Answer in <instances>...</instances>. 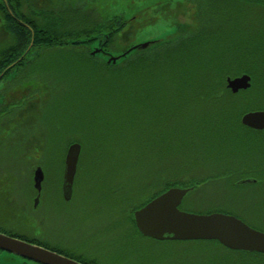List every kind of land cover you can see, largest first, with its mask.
<instances>
[{
  "label": "rangeland",
  "instance_id": "1",
  "mask_svg": "<svg viewBox=\"0 0 264 264\" xmlns=\"http://www.w3.org/2000/svg\"><path fill=\"white\" fill-rule=\"evenodd\" d=\"M89 3L75 6V13H70L68 18L61 15L58 27L64 29L76 25L77 28L79 23L87 22L90 16L86 15L92 11ZM94 3V11L101 19L122 13L126 20L125 29L117 33L110 44L109 51L113 57L148 41L180 38L189 31L187 25L191 27L189 34L197 31L196 17L201 11L204 23L208 24L206 31L214 44L211 45L214 52L211 51L226 58L222 64L236 66V71L229 77L241 76L242 72L237 73L238 64H241L256 70L258 80L247 74L251 83L262 84L264 81V4L261 2L221 4L217 0H200L198 5L193 0H95ZM67 19L74 22L66 23ZM90 19L96 18L91 15ZM52 24L49 22L47 26ZM177 26L186 29L179 30ZM71 29L66 28L68 33ZM107 30L105 27L101 31L105 33ZM89 32L97 34L100 31L94 27L85 31ZM83 33L75 36L82 40L86 37H80ZM68 35L72 40L74 35ZM14 46L13 35L1 26L0 54L7 55L4 50ZM99 47L100 44L94 43L89 49H80L82 53L67 49L84 54L104 67H121L120 60L116 65H107L110 57L98 54ZM46 51L47 54L41 55V61L28 69L25 80L14 83L9 79L5 83L4 98L2 101L0 98V233L47 243L46 248L57 250L65 257L85 261L97 257L101 262L98 264H230L232 259L246 261L248 255L227 254L216 241L164 243L141 237L135 232L129 220V207L147 201L157 190L146 189V186L158 183H137L138 173L143 171L126 161L127 154L126 158L122 155L118 158L113 139L119 140V135L126 133L129 139L130 123H134L132 128L147 131L149 127L140 124L147 117H152V109L145 112L141 108L138 116L134 106L140 107L141 97L128 101L123 90L105 85L102 81L107 76L105 68L90 73L78 65L81 56L70 53L66 57L65 54L52 53L50 49ZM135 54L139 53L132 51L122 61ZM63 58L70 61L67 67L57 64ZM85 77H89L91 82H86ZM218 82L221 80L216 77ZM130 114L131 118L128 117ZM167 128L170 133L171 121ZM74 143L81 146L79 173L75 177L72 197L67 201L60 190L62 168L66 150ZM184 145L187 149L179 150V155H174L172 147L166 148L170 149L172 166L181 167L183 171L180 183H170L173 187L185 188L192 180L185 176L187 173L200 177L209 173L210 176L221 175L222 168L227 165L231 166L233 173L231 176L223 174L221 181L210 180L200 183L201 186L196 184L198 189L187 194L180 204L182 212L197 215L240 213L238 210L244 207L249 196L264 194L262 189L232 188L234 183L228 181L233 182L236 178L235 183H264V146H255L256 149L246 146L243 149H222L216 146L214 149L198 147L202 144L197 142L196 147L190 149ZM42 146L45 152L38 168L42 170V183L46 185L47 195L33 216L26 217L18 214L13 201L23 200L25 203L26 200L31 208L33 194L27 192L34 183V172L39 165L37 153ZM161 150L163 148H155L154 152ZM202 163L211 168L200 167ZM250 262L264 264L260 258ZM0 264L36 263L23 262L13 255L0 253Z\"/></svg>",
  "mask_w": 264,
  "mask_h": 264
},
{
  "label": "trees",
  "instance_id": "2",
  "mask_svg": "<svg viewBox=\"0 0 264 264\" xmlns=\"http://www.w3.org/2000/svg\"><path fill=\"white\" fill-rule=\"evenodd\" d=\"M193 1L200 5V0ZM217 1L221 4L224 2H232V4L234 2L248 3L249 1L261 2V5L264 4V0ZM196 19L195 30L197 31L189 34L191 27L187 25L189 31L184 33L182 37L165 42L158 46L159 48L135 54L126 61L119 59L122 62L120 68L104 67L99 65L98 62H94L93 59L86 58L84 54H76L73 50H68L67 48L72 46L70 44L52 42L53 37H60L65 34L64 32L66 31L63 28L54 27V29H50L46 27V33H43L48 41L46 44L47 50L50 49L51 52L65 54L66 57L70 53L81 56L82 58L78 62L81 68L86 69L90 73L95 72L98 68H105L106 73L104 74H107V76L102 81L106 83L105 85H114L118 89L123 90L128 101L130 99L134 100V97L135 100H137V97H141L142 100L138 103L140 107L134 106L138 116L141 108L145 112L152 109V117H147L140 124L141 126L149 127L147 131L132 128L134 123H130L131 126L128 127V130H130L129 139H127V133L126 135H119V140L113 139L115 141L113 147L118 158L120 159L122 156L126 158L127 154L126 161L133 166L141 168L143 171V173H138L137 183H158L157 185L146 186V189L157 190L147 201L140 205L133 204L129 207L130 223L139 236L141 235L134 223V211L142 208L152 199L173 187L170 183H180L183 177L182 168L172 166L170 152H168L170 149L166 148L172 147L175 152L174 155H179L180 152L178 151L186 148L184 143L190 149H194L197 142L202 144L198 147L205 148L207 146L214 149L216 146L222 149L226 147L243 149L245 146L256 149L255 146H264V131H252L243 127L240 123L245 113L264 111V81L262 84L251 83L250 89L232 95L226 89L225 81L232 72L236 71V66L233 64L229 66L230 63L222 64L223 61H226V58L213 53L211 45L214 44L212 38L208 35V31H206L208 24L204 23L201 11L197 14ZM177 29L186 28L177 26ZM110 30L111 34L115 35L120 30V26L112 25ZM78 45L83 44L79 43ZM86 46L89 47L91 45L88 42ZM24 47L25 44L22 41L20 43L15 42L14 48L4 50V52H8L7 55L4 56L5 53L0 54V73L12 63L18 61L20 54L25 49ZM58 61L57 64L63 67H67L70 62L67 58L59 59ZM18 66L21 67L20 64ZM243 69L244 71H242ZM238 70L237 73L249 74L253 79L258 80L254 68L238 64ZM216 77L220 78V83H216ZM85 78L87 79L86 82H91L89 77ZM135 110H133V113ZM128 117L131 118L132 114L128 115ZM170 121L172 128L169 133L167 123ZM236 128L240 131H237ZM155 148H163V150L154 152ZM167 152L169 156L166 154ZM172 156L173 154L171 153V160ZM203 163L200 167L204 168L207 166V168H211L210 165ZM222 169L223 174L226 176H231L233 173L230 165ZM124 170L125 168L123 167L122 171ZM212 173L215 174L216 172ZM223 174L210 176L211 173H209L205 177H200L194 173L191 175L187 173L185 176L191 177L190 179L192 180L188 182L185 188L193 187V191H196L198 189L195 186L196 184L207 183L210 180L221 181ZM235 180L233 182L231 180L228 181L229 183H235ZM161 183L165 184L161 185ZM220 247L227 254L248 255L245 258L246 261L249 260L248 262H237L232 259L230 264H259L258 262L250 261L257 258L264 260V255L262 254L231 251L221 245Z\"/></svg>",
  "mask_w": 264,
  "mask_h": 264
},
{
  "label": "water",
  "instance_id": "3",
  "mask_svg": "<svg viewBox=\"0 0 264 264\" xmlns=\"http://www.w3.org/2000/svg\"><path fill=\"white\" fill-rule=\"evenodd\" d=\"M168 41L170 40H154L138 44L119 57L110 56L107 65H116L119 59L124 60L132 51L145 53ZM31 46L30 44L26 53ZM18 62L10 65L0 78ZM250 86L251 77L247 74L226 78V89L232 95L246 91ZM241 125L253 131H264V111L245 113L241 118ZM80 154L81 146L77 143L71 144L67 149L63 173L65 195L72 191ZM42 181V170L37 168L34 174L35 189H40ZM240 183H250V181ZM190 191L192 188L172 187L136 210L133 217L140 235L159 242L216 241L231 251L264 255V233L250 228L234 216L223 213L197 215L179 210L180 204ZM0 250L36 264H81L51 250L2 233H0Z\"/></svg>",
  "mask_w": 264,
  "mask_h": 264
},
{
  "label": "flooded vegetation",
  "instance_id": "4",
  "mask_svg": "<svg viewBox=\"0 0 264 264\" xmlns=\"http://www.w3.org/2000/svg\"><path fill=\"white\" fill-rule=\"evenodd\" d=\"M52 1L54 2V4H52ZM88 1L91 2L88 4V7L92 11L88 12L86 15V16H90L87 19V22L79 23L80 25H77V28H76V25H70L68 27H65L64 28V30L66 31L64 32L65 34L60 37H53L52 42L57 43V44L59 43L70 44L72 46H69L68 48L75 49V52H80L81 51L80 49H83V48L89 49L90 46L89 47L86 46V43L88 42L90 43V45L94 43H98V45L100 44V47L97 49L98 54L103 55L105 58H109L111 56L110 51H109L110 44L113 42V39L116 35V34L115 35L111 34L112 32L110 28L112 27V25L120 26V30L117 32L119 34L126 27V20L122 16V13L113 14V15L108 16L107 18L101 19L94 11L95 10L94 8L95 0H55V1L54 0H0V29H1V26H3V30L5 29V31H8L11 35H13V42L20 43V41H22L25 44V47H24L25 49L20 54L19 59L26 53V50L30 46V44L32 45L30 50L23 57V59L20 62H18V64H16L13 68H11L6 74H4L3 77L0 78L1 101H2V98H4V93L6 92V90L4 89L5 83L9 79L14 80L15 81L14 83H18L19 80L20 81L25 80L24 76H26V72L28 71V69L29 68L31 69L32 66L35 64V62L41 61L40 57L42 54L44 55L47 54L48 51H46L47 50L46 44L48 41L46 40V36L43 35V33H46L45 30H43V28H45L49 22L53 24L51 26H47L48 28L51 27L50 29H54V27H58L57 22L61 21V15L63 16V18H68V15L77 9V7L75 6H78V7L86 6L84 2H88ZM73 14L71 15V17L73 16ZM91 15H94L96 19L95 20L90 19ZM53 17L56 18V21ZM68 22L73 23L74 21H70V19H67L66 23ZM88 25H91V26H88ZM80 26H83L86 28H83V27L80 28ZM94 27L95 29H98L100 32H103V33H100V32H98L97 34H92L90 32L85 33L86 30L94 29ZM105 27L108 30L104 33V31H101V30L102 28H105ZM66 28H73V29H71L72 30L71 33H68ZM82 32L84 33L83 35H80V37L82 36H86V37H84V39L81 40L78 37H76L75 34H79ZM68 34L74 35L72 40L68 39V36H69ZM79 43H82L83 45H78ZM11 53L15 55L13 52ZM19 64L21 65V67L18 66ZM3 72L4 70L0 73V75ZM21 78H24V79H21ZM44 152H45V149L42 146L39 149V153H37V156H38L37 162L39 164V165H36L37 168L41 166L40 162L42 160ZM63 173H64V162H63V168H62V185L60 187V190L63 193V197L67 201H69L72 197L74 183L72 185L71 193L65 195L64 183H63ZM201 184H205V183H201ZM201 184L199 185L201 186ZM236 186L240 187L241 189H244V188L262 189V191L264 192V183H234L232 185V188ZM191 188L193 191V187ZM45 189H46V185H44V183H41L40 189H35V183H32L30 185L29 191L27 193L33 194L32 199H30L31 208H29L28 206L29 204L26 200L24 203L23 200L18 202L17 199H14L13 204L17 206L18 214L26 215V217L28 216L32 217L33 214L37 211V207L40 205L41 201L46 198L47 194H46ZM238 211H240V213L232 211L233 213L224 212V214L234 216L235 218L244 222L250 228L256 231H259L261 233H264V194L262 196H257V197H253V195L249 196L245 202L244 207L242 209H239ZM36 220L37 222L40 223V220H38L37 218ZM41 235L42 233L40 230L39 236L41 237ZM7 236L28 242L33 245L43 247L45 249H48L46 248L47 243H41V242H38L37 240L34 241L35 240L34 238H33L34 240H30V239H20L21 237H18V236H11V235H7ZM34 237H36V234L34 235ZM51 251L57 253V250H51ZM0 253H6V252H3L0 250ZM9 255H12V254H9ZM61 255L66 256L64 254H61ZM14 257H17V256H14ZM17 258L21 259L23 262L32 263V261L25 260L21 257H17ZM68 258L75 260L81 264L101 263L97 257L95 259L86 260V261L81 258L74 259L69 256Z\"/></svg>",
  "mask_w": 264,
  "mask_h": 264
}]
</instances>
